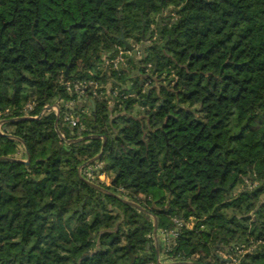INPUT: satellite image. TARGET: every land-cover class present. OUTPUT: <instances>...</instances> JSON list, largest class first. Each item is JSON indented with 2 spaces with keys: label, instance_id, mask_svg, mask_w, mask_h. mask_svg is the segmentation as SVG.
Here are the masks:
<instances>
[{
  "label": "trees",
  "instance_id": "obj_1",
  "mask_svg": "<svg viewBox=\"0 0 264 264\" xmlns=\"http://www.w3.org/2000/svg\"><path fill=\"white\" fill-rule=\"evenodd\" d=\"M0 120V264H264V0H0Z\"/></svg>",
  "mask_w": 264,
  "mask_h": 264
},
{
  "label": "built area",
  "instance_id": "obj_2",
  "mask_svg": "<svg viewBox=\"0 0 264 264\" xmlns=\"http://www.w3.org/2000/svg\"><path fill=\"white\" fill-rule=\"evenodd\" d=\"M139 47L134 45V49H128L125 47V45H116L115 47V54L112 57L105 59V65H111L116 69H119L122 65H127L128 58L131 57L133 52H135ZM135 50V51H134ZM90 84L94 87L93 96H97V87L98 83L95 81H90ZM86 87L87 84L84 82H75L73 85L71 83H68L67 88L68 90L74 89L80 94L86 93ZM32 108V104L28 103L24 110L26 112L25 115H28L29 109ZM53 109L57 111V107L54 105ZM37 116V115H34ZM65 119L72 125H77L78 123V117L72 114L65 115ZM0 132H3V130L0 127ZM101 164L97 163L96 167L94 169L87 167H80V172L82 171L85 173L88 177L93 176V171L97 168H100ZM99 178L101 180H104L106 183L110 182V178L105 173H100ZM173 221L176 225L175 228L170 230H160L159 234L162 240V243L164 245L165 251H171L174 247V244L176 243V238L179 235V228L183 225L187 224L188 226H192V223H185V221L180 217H173ZM253 247V244H246V243H233L229 246H227L225 249L217 250L218 255L221 258L222 264H240L243 256L249 252ZM158 262L159 263H169L168 255L165 253H162L161 255L157 254ZM171 263V262H170ZM178 264H203L199 262H193L191 259H183Z\"/></svg>",
  "mask_w": 264,
  "mask_h": 264
},
{
  "label": "water",
  "instance_id": "obj_3",
  "mask_svg": "<svg viewBox=\"0 0 264 264\" xmlns=\"http://www.w3.org/2000/svg\"><path fill=\"white\" fill-rule=\"evenodd\" d=\"M119 39L122 40V42H123V44L125 45L126 48H128V49H133V48H134V45H133L131 42H129L126 38H124L123 34L119 37ZM91 102H93L92 99H91ZM53 106H54V105H47V106L44 108V110L42 111V113H43L45 110L53 109ZM55 106L57 107V122H58L59 117H60V108L58 107L57 104H55ZM37 116H38V115H37ZM37 116H35V117H37ZM20 118H32V116H22V117H20ZM15 119H16V118H15ZM2 123H4V120H0V124H2ZM58 132H59L60 136H61L62 138H64V135H63L59 130H58ZM2 133H3V132H2ZM86 137L92 138V137H94V135H88V136H86ZM86 137H80V138H78V139H71L70 141L80 140V139H83V138H86ZM98 157H99V154L96 155L95 157H93L92 159H90L89 161H87V162L85 163V165L92 164V162L96 161V159H97ZM22 161L28 163V162H29V157H28L27 159H25V160H22ZM83 166H84V165H83ZM81 167H82V166H81ZM94 186H96V187H98V188H101L99 185H96V184H94ZM130 203L133 204V205L139 206V205H137L136 203H134V202H132V201H130ZM153 234H154V236H155V240H156V243H157V249H158L159 246H158V240H157V221H156V219H155V222H154ZM149 247H150V244L147 245V248H149ZM158 253H159V251H158ZM145 254H147L146 251H145L144 253H142V254H138V255H136V254H131V255H130V256H131V262H130V264H133V263L137 260V258H142ZM167 264H177V263H167Z\"/></svg>",
  "mask_w": 264,
  "mask_h": 264
},
{
  "label": "rangeland",
  "instance_id": "obj_4",
  "mask_svg": "<svg viewBox=\"0 0 264 264\" xmlns=\"http://www.w3.org/2000/svg\"><path fill=\"white\" fill-rule=\"evenodd\" d=\"M152 28H154V26H152ZM156 36V35H155ZM129 42H131L133 45H136V46H138L139 48L135 51V52H133L132 54V56H134V57H136V58H141L142 56H144V51H143V48H142V46H144V45H146L147 43H149V39H147V40H145V41H141V42H133V40L132 39H130V38H128L127 39ZM134 49V48H133ZM144 65H146L147 67H146V71H147V73H150V71H151V68H152V63L150 62V63H147V64H144ZM151 84V82L150 81H148L147 83H146V85H150ZM79 102H81L80 100H79ZM47 105H45V107H46ZM44 107V108H45ZM24 112H25V110H24ZM56 112V114H57V111H55ZM152 112H153V110H148V112H147V114H152ZM26 113V112H25ZM64 120L66 121V119H65V117H64ZM69 123V122H68ZM69 126H75V125H72V124H68ZM3 130V129H2ZM88 167L89 168H92V169H94L95 167H96V165H92V164H89L88 165ZM101 180V179H100ZM159 231L157 230V240H158V238H159ZM153 239H154V244L156 245V240H155V236H154V234H153ZM159 254L161 255L162 253H160L159 252Z\"/></svg>",
  "mask_w": 264,
  "mask_h": 264
},
{
  "label": "crops",
  "instance_id": "obj_5",
  "mask_svg": "<svg viewBox=\"0 0 264 264\" xmlns=\"http://www.w3.org/2000/svg\"><path fill=\"white\" fill-rule=\"evenodd\" d=\"M71 105H73V104H71ZM77 105H82V102H79V101H77ZM71 108H72V106H70ZM72 115H75V114H72ZM76 116V115H75ZM3 124V123H2ZM2 124H0V127H1V125ZM159 234V233H158ZM161 240V237H160V234H159V238H158V241H160ZM162 241V240H161ZM156 247H157V243H156V245H155ZM158 254V253H157Z\"/></svg>",
  "mask_w": 264,
  "mask_h": 264
}]
</instances>
